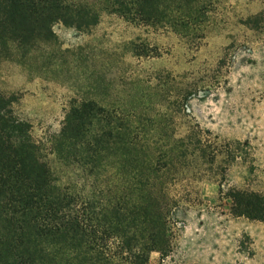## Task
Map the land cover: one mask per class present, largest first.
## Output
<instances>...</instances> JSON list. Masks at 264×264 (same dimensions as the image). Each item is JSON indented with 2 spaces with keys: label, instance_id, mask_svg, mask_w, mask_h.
Segmentation results:
<instances>
[{
  "label": "rangeland",
  "instance_id": "obj_1",
  "mask_svg": "<svg viewBox=\"0 0 264 264\" xmlns=\"http://www.w3.org/2000/svg\"><path fill=\"white\" fill-rule=\"evenodd\" d=\"M170 8L154 25L100 10L89 29L58 22L31 50L10 43L0 53V95L15 97V114L48 153L71 105L85 100L153 140L200 138L205 151L171 180V249L153 252L150 264H264V221L234 214L229 195L264 193V0Z\"/></svg>",
  "mask_w": 264,
  "mask_h": 264
},
{
  "label": "trees",
  "instance_id": "obj_2",
  "mask_svg": "<svg viewBox=\"0 0 264 264\" xmlns=\"http://www.w3.org/2000/svg\"><path fill=\"white\" fill-rule=\"evenodd\" d=\"M172 2L191 0H0V53L10 43L31 50L51 40L58 22L89 29L100 10L154 25ZM14 101L0 95V264H150L153 252L170 251L171 180L205 151L200 138L153 140L116 110L85 100L71 105L48 153ZM229 195L234 214L264 221L263 192Z\"/></svg>",
  "mask_w": 264,
  "mask_h": 264
}]
</instances>
